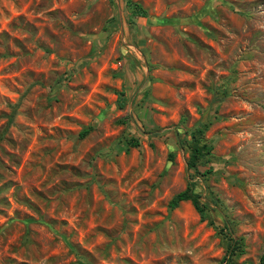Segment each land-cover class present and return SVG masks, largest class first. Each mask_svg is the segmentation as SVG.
Here are the masks:
<instances>
[{"label":"rangeland","instance_id":"374dc122","mask_svg":"<svg viewBox=\"0 0 264 264\" xmlns=\"http://www.w3.org/2000/svg\"><path fill=\"white\" fill-rule=\"evenodd\" d=\"M131 1L0 0V264H259L264 0Z\"/></svg>","mask_w":264,"mask_h":264},{"label":"trees","instance_id":"16d2710c","mask_svg":"<svg viewBox=\"0 0 264 264\" xmlns=\"http://www.w3.org/2000/svg\"><path fill=\"white\" fill-rule=\"evenodd\" d=\"M126 5L130 8V13L138 16H146L147 13L144 8L140 6L138 2L126 0ZM121 95V94H120ZM13 110V109H12ZM12 118V114L10 113L8 116L7 121L10 122ZM209 124V119H205L204 121H199L197 125H194L191 129L187 131L188 137L181 139L183 141V145L187 147L188 150V156L186 160V166L188 168L193 169V171H197L198 165L201 163H204V161L207 160L209 155L211 154L212 145L209 143H206L202 139V133L207 128ZM90 129V126L83 127L79 133L78 136L82 137L84 136L88 130ZM128 145L130 146H137L138 140L135 137H130L126 140ZM171 156V154H169ZM210 170L209 168L204 169L203 172H207ZM181 200H189L194 209L199 214V217L205 218L207 217V214L212 213L211 207H209L207 201L200 200V193L197 192L194 189V185L192 181H188L186 186L182 189L174 193L171 198L168 201V207H174L178 204ZM217 200V199H216ZM213 199L214 202L216 201ZM223 222L221 226H219V231L225 230L223 234H225L227 239V244L225 247L224 254L222 255V262L221 264H235L232 263V255L240 248L239 240L240 237L234 238L230 231V225L232 220L229 218H223ZM210 223L215 225L213 221V217H209L208 220ZM259 264H264V251L260 254ZM241 264H250V263H241Z\"/></svg>","mask_w":264,"mask_h":264}]
</instances>
